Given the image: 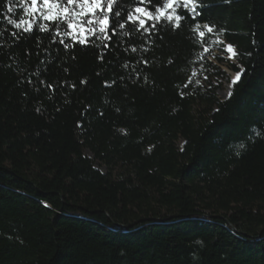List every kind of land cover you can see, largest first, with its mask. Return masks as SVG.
<instances>
[{"label": "trees", "instance_id": "trees-1", "mask_svg": "<svg viewBox=\"0 0 264 264\" xmlns=\"http://www.w3.org/2000/svg\"><path fill=\"white\" fill-rule=\"evenodd\" d=\"M201 2L245 70L225 100L184 87L191 20L64 49L0 0V264H264V0Z\"/></svg>", "mask_w": 264, "mask_h": 264}, {"label": "snow or ice", "instance_id": "snow-or-ice-1", "mask_svg": "<svg viewBox=\"0 0 264 264\" xmlns=\"http://www.w3.org/2000/svg\"><path fill=\"white\" fill-rule=\"evenodd\" d=\"M225 2L230 3L231 0H225ZM15 7L23 8L24 14L31 17L32 20L21 19L17 22L6 18L10 25L16 29L23 27L25 32H31L33 24L37 18H40L48 23H40L39 30L49 32L52 43H59L64 49L74 48L77 45L88 46L93 43V38L95 41H99L95 44L97 48L109 49L113 36L128 37L132 34V32L126 31V28H131L134 32L146 37L144 43L148 45L152 43V37L159 35L161 28L170 27V30L176 31L182 27L185 21L191 20L194 25L192 32L199 38L204 54H209L210 45L216 44L223 46L222 52L227 53L229 60H234L239 56L233 44L226 43L220 38L226 29H217L215 24L207 21L201 23L198 19L203 16V9L207 7L201 0H19L17 5H12L9 0L7 12L12 13ZM25 25L26 27H24ZM11 35L15 37L16 33ZM212 35H215V39H208V36ZM66 40L70 42L66 43ZM130 50L133 53L137 52L135 46H131ZM141 50L148 52L149 48L144 46ZM105 55L106 52L101 51L98 59L102 61ZM203 59L204 56L201 57V60ZM141 62L145 67L149 65L147 59H143ZM244 71L241 66L240 71L231 80L232 85L240 81ZM136 75L139 77V72H136ZM192 75L195 76L197 73L193 71ZM121 79L123 78L121 77ZM145 79L147 78L145 77ZM199 82V80L196 81V83ZM81 83H85V81H81ZM191 83L192 81L189 79L184 87L187 88ZM47 86L53 88L52 84ZM105 86H108L107 81ZM228 95L231 96V93Z\"/></svg>", "mask_w": 264, "mask_h": 264}, {"label": "rangeland", "instance_id": "rangeland-1", "mask_svg": "<svg viewBox=\"0 0 264 264\" xmlns=\"http://www.w3.org/2000/svg\"><path fill=\"white\" fill-rule=\"evenodd\" d=\"M220 38L224 40L223 36ZM208 39L214 40L215 35L208 36ZM222 48V45L212 44L210 45L209 54H204L203 49L201 50V53L197 59V66L194 69L197 75H191L190 79L192 83L190 86L193 90H198L200 92H206L208 88L217 86V96L221 100H225L229 97L228 94L231 93L233 87L231 80L236 74L230 68V64L235 63V59L229 60L227 58V53L222 52ZM202 56H204L203 60H201ZM211 64L218 67L222 72L225 73V75H216L215 72H217V70L211 67ZM205 77H207V79H205ZM197 80L200 82L196 83ZM100 168L104 170L103 167Z\"/></svg>", "mask_w": 264, "mask_h": 264}]
</instances>
